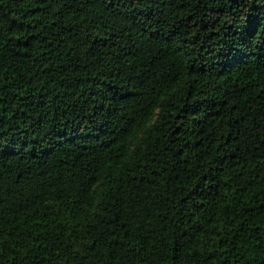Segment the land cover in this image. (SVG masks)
<instances>
[{
	"label": "trees",
	"instance_id": "obj_1",
	"mask_svg": "<svg viewBox=\"0 0 264 264\" xmlns=\"http://www.w3.org/2000/svg\"><path fill=\"white\" fill-rule=\"evenodd\" d=\"M0 264H264V0H0Z\"/></svg>",
	"mask_w": 264,
	"mask_h": 264
}]
</instances>
